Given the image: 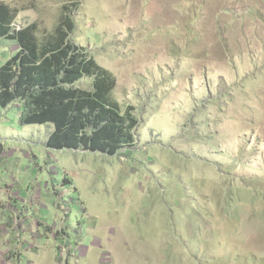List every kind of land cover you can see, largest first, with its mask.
<instances>
[{"label": "rangeland", "instance_id": "374dc122", "mask_svg": "<svg viewBox=\"0 0 264 264\" xmlns=\"http://www.w3.org/2000/svg\"><path fill=\"white\" fill-rule=\"evenodd\" d=\"M0 4L17 30L74 13L140 119L113 155L0 111V264H264V0ZM16 51L0 40V67Z\"/></svg>", "mask_w": 264, "mask_h": 264}, {"label": "trees", "instance_id": "16d2710c", "mask_svg": "<svg viewBox=\"0 0 264 264\" xmlns=\"http://www.w3.org/2000/svg\"><path fill=\"white\" fill-rule=\"evenodd\" d=\"M73 14L53 31L17 30V11L0 4V40L17 47L0 67V111L12 108L23 126L52 125L50 150L116 155L137 144L140 119L114 97L115 74L75 43ZM86 79L90 90L79 86Z\"/></svg>", "mask_w": 264, "mask_h": 264}]
</instances>
